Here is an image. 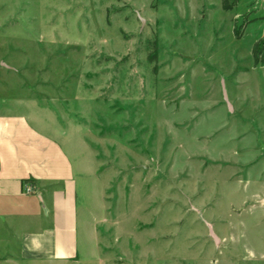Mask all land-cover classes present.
<instances>
[{
    "label": "rangeland",
    "instance_id": "374dc122",
    "mask_svg": "<svg viewBox=\"0 0 264 264\" xmlns=\"http://www.w3.org/2000/svg\"><path fill=\"white\" fill-rule=\"evenodd\" d=\"M228 1L0 0L1 99L76 167L72 264H264V0Z\"/></svg>",
    "mask_w": 264,
    "mask_h": 264
},
{
    "label": "crops",
    "instance_id": "0c3cea01",
    "mask_svg": "<svg viewBox=\"0 0 264 264\" xmlns=\"http://www.w3.org/2000/svg\"><path fill=\"white\" fill-rule=\"evenodd\" d=\"M6 71L11 68L2 62ZM1 91V90H0ZM0 96V243L4 264H72L78 258V183L68 151L14 114ZM27 107V106H26ZM70 145V144H69ZM32 185L34 192L25 193Z\"/></svg>",
    "mask_w": 264,
    "mask_h": 264
},
{
    "label": "trees",
    "instance_id": "16d2710c",
    "mask_svg": "<svg viewBox=\"0 0 264 264\" xmlns=\"http://www.w3.org/2000/svg\"><path fill=\"white\" fill-rule=\"evenodd\" d=\"M234 4V3H233ZM235 5L229 4L228 0H223V8L229 11L234 8ZM236 31V35H237ZM239 36V35H238ZM157 46V45H156ZM252 55L254 59L255 66H264V38L259 40L253 47ZM157 60V55L154 54L150 57V62L154 63Z\"/></svg>",
    "mask_w": 264,
    "mask_h": 264
},
{
    "label": "built area",
    "instance_id": "2783aa9c",
    "mask_svg": "<svg viewBox=\"0 0 264 264\" xmlns=\"http://www.w3.org/2000/svg\"><path fill=\"white\" fill-rule=\"evenodd\" d=\"M34 192V189H33V187H32V185H28V186H26L25 187V193L26 194H32Z\"/></svg>",
    "mask_w": 264,
    "mask_h": 264
}]
</instances>
